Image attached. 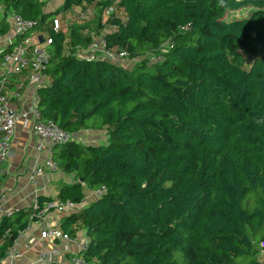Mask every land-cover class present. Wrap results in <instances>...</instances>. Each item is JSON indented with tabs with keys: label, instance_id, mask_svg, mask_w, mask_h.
<instances>
[{
	"label": "trees",
	"instance_id": "1",
	"mask_svg": "<svg viewBox=\"0 0 264 264\" xmlns=\"http://www.w3.org/2000/svg\"><path fill=\"white\" fill-rule=\"evenodd\" d=\"M46 1L0 0V34L8 12L36 20L37 31L60 9L91 2L64 0L47 11ZM118 3L126 20L104 38L137 60L131 68L76 57L91 33L47 28L49 83L36 90L38 109L70 134L106 133L103 143L71 139L53 150L74 176L58 199L80 202L86 190L106 188L62 215L61 227L74 233L83 223L90 264H261L264 0ZM30 213L22 207L0 222V238L10 228L5 244Z\"/></svg>",
	"mask_w": 264,
	"mask_h": 264
},
{
	"label": "built area",
	"instance_id": "2",
	"mask_svg": "<svg viewBox=\"0 0 264 264\" xmlns=\"http://www.w3.org/2000/svg\"><path fill=\"white\" fill-rule=\"evenodd\" d=\"M107 9L106 13H109ZM91 14L90 9L83 3L78 8L77 18L85 21ZM36 25V20H27L19 14L12 13L11 31L7 38V46L11 44L12 47L1 57L3 71L0 76V164L10 156L15 126L17 122L22 121L25 127L31 128L36 137L35 153L45 154L44 159L30 170L29 181L33 183H36L37 177L44 175L46 171L59 170V165L53 158V150L56 146L65 144L71 139L81 141L82 136L87 133L81 131L77 135L70 134L53 120L44 118L38 109L36 90L39 86L49 83L46 64L49 58L48 45L52 41L47 30L38 34L34 30ZM62 27L59 16L55 15L50 28L57 32L63 29ZM116 29L117 26L111 32ZM108 33L98 36L99 38L92 34V41L86 47H76L74 55L90 60H106L122 67H125L127 60H136L129 59L125 49L118 46L108 47L104 38ZM20 35L21 37H18ZM26 67H29L26 81L34 88L35 96L26 108L19 109L10 104L4 88L10 76L19 74ZM14 96L18 97V94ZM91 191L92 197L86 196L80 202L63 201L56 197L40 205L38 198L34 197L26 226L19 229L16 237L8 244H5V238L10 234V228L0 238V264H90L83 255L88 243L85 233H69L61 227L59 221L62 215L80 211L90 200L102 197L106 188L100 186ZM17 209L19 208L7 203L0 191V222L4 218L13 217ZM260 251L263 255L264 242L260 245Z\"/></svg>",
	"mask_w": 264,
	"mask_h": 264
},
{
	"label": "crops",
	"instance_id": "3",
	"mask_svg": "<svg viewBox=\"0 0 264 264\" xmlns=\"http://www.w3.org/2000/svg\"><path fill=\"white\" fill-rule=\"evenodd\" d=\"M63 1L64 0H61L59 2V6H61L60 4L63 3ZM46 10L51 11L48 10V8H46ZM11 17L12 12H8L6 16L8 31L4 34H0V53L3 52L8 44L7 38L11 31ZM62 28H64V25ZM37 32L41 34L43 31L38 30ZM1 57L2 55L0 56V76L3 71ZM28 71L29 67H26L19 74L10 76L4 88L5 95L10 104L19 109L26 108L31 99L35 96L34 88L29 86L26 81ZM14 94H18V97H15ZM35 141L36 137L31 128L29 126L25 127L22 121L17 122L10 156L5 162L0 164V191L3 193L7 203L17 208L30 207L32 199L39 195L56 198L57 193L56 195H51L53 193L49 191L48 185L45 182H49L51 179H60L61 177H59V175L68 178L62 171H46L44 175L37 177L36 183L29 181L30 170L35 165H38L45 157V154L37 155L35 153ZM86 143L90 142L88 141ZM72 180L73 179H70V182ZM60 222L61 218L59 224Z\"/></svg>",
	"mask_w": 264,
	"mask_h": 264
},
{
	"label": "rangeland",
	"instance_id": "4",
	"mask_svg": "<svg viewBox=\"0 0 264 264\" xmlns=\"http://www.w3.org/2000/svg\"><path fill=\"white\" fill-rule=\"evenodd\" d=\"M61 0H48L45 3V9L48 8V10H57L59 7V2ZM103 1L104 0H91L90 3H85L86 6L90 9L92 14L87 20H80L77 18L78 15V8L79 5H72L71 7L67 9H60L56 15L59 16V19L62 23V25L66 26L70 23L72 24L71 27L75 26L81 29L84 32H88L93 34L95 37H100L104 33L111 32L114 28H116L115 23L120 21L123 22L126 20V14L124 9L119 5L118 0H111V4L109 5L108 9L103 8L102 11L100 9L103 7ZM62 4V3H61ZM60 4V5H61ZM111 6V7H110ZM106 9L109 13H106ZM2 10H0V17H1ZM52 18H49L46 23L44 24L41 31L46 32L47 28L51 26ZM69 26V25H68ZM38 31V30H37ZM98 37V38H99ZM167 44L161 45L158 48H155L152 52L148 54V56H154L160 52H163L167 49ZM121 48V47H119ZM123 49V48H122ZM69 47L68 45H65V52H68ZM246 62H248V59H246ZM136 63V60H127V63L125 64V68H131ZM87 133H85L82 136V143L90 142L93 144H99L103 143L106 140V133L104 131L100 130H85ZM62 171L59 167V170L55 171ZM63 172V171H62ZM68 178L61 177L60 179L56 180H50L49 182H45L48 185V189L51 193V195H56L58 188L65 184L69 183L70 179H73V173H65ZM86 195L92 197V191L86 190ZM76 228V232L74 231V234H84L85 227L82 222H78L74 226ZM257 256L259 260L261 261V264H264V253L261 254V251L256 249Z\"/></svg>",
	"mask_w": 264,
	"mask_h": 264
},
{
	"label": "water",
	"instance_id": "5",
	"mask_svg": "<svg viewBox=\"0 0 264 264\" xmlns=\"http://www.w3.org/2000/svg\"><path fill=\"white\" fill-rule=\"evenodd\" d=\"M39 41H40V42L42 41V38H41V36L39 37Z\"/></svg>",
	"mask_w": 264,
	"mask_h": 264
}]
</instances>
